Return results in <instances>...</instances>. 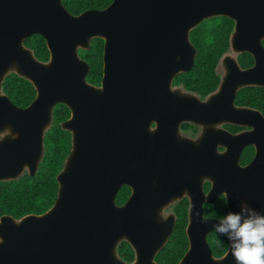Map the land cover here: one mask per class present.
Segmentation results:
<instances>
[{"label": "water", "instance_id": "1", "mask_svg": "<svg viewBox=\"0 0 264 264\" xmlns=\"http://www.w3.org/2000/svg\"><path fill=\"white\" fill-rule=\"evenodd\" d=\"M61 1L0 0V181L36 174L57 104L70 111L60 127L71 136L52 206L0 217V264H159L154 257L175 223L163 211L182 197L188 248L177 264H234L230 252L212 255L207 235L216 219L202 215V204L224 195L227 210L245 201L264 213V116L234 105L240 88L264 87V0H112L78 15ZM218 16L234 23L230 53L219 61L216 90L202 99L172 82L193 65L190 31ZM32 34L44 38L46 61L24 46ZM94 38L104 42L97 86L78 55ZM240 53L252 56L251 67L239 66ZM10 73L35 90L26 107L2 92ZM182 123L199 127V136H182ZM225 123L251 130L231 134L219 128ZM249 144L255 155L242 167ZM122 186L131 193L116 205ZM121 241L131 262L117 254Z\"/></svg>", "mask_w": 264, "mask_h": 264}, {"label": "trees", "instance_id": "2", "mask_svg": "<svg viewBox=\"0 0 264 264\" xmlns=\"http://www.w3.org/2000/svg\"><path fill=\"white\" fill-rule=\"evenodd\" d=\"M63 7L72 15L83 11L107 7L112 0H62ZM233 21L224 16L212 17L202 21L189 33V40L196 49L191 69L180 73L173 79V86L193 92L199 97H205L214 91L219 82L215 67L220 57L228 51L229 37L233 30ZM24 46L32 50L40 61H46L49 52L45 40L39 34H32L24 40ZM104 42L100 38L90 41L89 48L79 49L78 55L88 65L86 80L93 85H99L102 77V54ZM264 46V45H263ZM237 61L242 68L252 65V57L248 53H241ZM2 92L17 107H26L35 97V90L25 79L10 73L2 82ZM235 103L258 109L264 114V88L246 87L237 93ZM69 109L63 104H57L52 112V124L43 139L44 153L34 176L26 172L16 180L0 181V217L8 215L19 219L27 214L39 215L48 210L57 193L56 175L68 155L71 147L70 133L62 130L60 123L68 119ZM183 130H195L190 124L181 125ZM232 128V127H229ZM250 147L243 150L240 162L245 163L251 156ZM205 189L208 184H205ZM130 195V189L122 186L116 194L115 204H123ZM188 202L183 199L172 208L175 215V225L166 244L155 256L160 264H177L185 254L188 242L185 234L187 224ZM203 216L217 218L218 214L227 211L225 200L218 197L210 204H204ZM215 231L207 235V243L215 258L221 257L226 249L217 243ZM118 256L125 262H131L134 254L129 244L121 241L117 247Z\"/></svg>", "mask_w": 264, "mask_h": 264}, {"label": "clouds", "instance_id": "3", "mask_svg": "<svg viewBox=\"0 0 264 264\" xmlns=\"http://www.w3.org/2000/svg\"><path fill=\"white\" fill-rule=\"evenodd\" d=\"M213 228L234 264H264V213L242 201L238 210L218 214Z\"/></svg>", "mask_w": 264, "mask_h": 264}, {"label": "flooded vegetation", "instance_id": "4", "mask_svg": "<svg viewBox=\"0 0 264 264\" xmlns=\"http://www.w3.org/2000/svg\"><path fill=\"white\" fill-rule=\"evenodd\" d=\"M261 45H262V48L264 49V39H262L261 40ZM230 50H229V48H228V51L226 52V53H224L223 55H225V54H228V53H230L229 52ZM241 54V53H240ZM222 55V56H223ZM250 55V54H249ZM221 56V57H222ZM238 56V55H237ZM237 56H236V60H237ZM251 56V55H250ZM221 57H220V59H221ZM252 57V56H251ZM220 59H219V61H220ZM219 61H218V63H217V65H216V67H215V73L219 76V82H220V77H221V72H222V66L220 65V63H219ZM252 61H253V58H252ZM237 63H238V61H237ZM239 64V63H238ZM252 65H253V63H252ZM251 65V66H252ZM240 66V65H239ZM251 66H249V67H251ZM241 67V66H240ZM249 67H246V68H249ZM242 68V67H241ZM246 68H242V69H246ZM219 69L221 70V72L219 73L218 71H219ZM218 70V71H217ZM219 82H218V84H219ZM173 85V84H172ZM218 86V85H217ZM247 87H254V88H264V87H256V86H247ZM217 88V87H216ZM243 88H246V87H242V88H240L239 90H241V89H243ZM216 90V89H215ZM214 90V91H215ZM239 90L237 91V93L239 92ZM213 92V91H212ZM211 92V93H212ZM237 93H236V96H237ZM210 94V93H209ZM207 96V95H206ZM205 96V97H206ZM205 97H202V99H204ZM201 98V97H200ZM235 99H236V97H235ZM234 105H236V106H239V107H248V108H252V109H255V110H257L258 112H260L258 109H256V108H253V107H250V106H246V105H238V104H236L235 103V100H234ZM263 116H264V114L262 113V112H260ZM182 124H184V123H182ZM182 124H180V126H179V132H180V134L182 135V136H184L185 138H189V139H195V138H197L198 136H199V134H200V128L199 127H196V126H194V125H192V124H190V123H187V124H190V125H192L193 127H195V130H191V129H188V130H183L182 128H181V125ZM152 127H153V125H152ZM229 127H232V128H229ZM219 128H221V129H223V130H226V131H228L229 133H231V134H238V133H243V132H247V131H250L251 130V128L250 127H248V126H244V125H233V124H228V123H225V124H222V125H220L219 126ZM247 147H250V149H251V151H252V154H251V156H250V158L245 162V163H241L240 162V157H241V154H242V152H243V150L245 149V148H247ZM225 150V147H223V146H221V145H218L217 146V151L219 152V153H222L223 151ZM254 155H255V146L253 145V144H249V145H245L242 149H241V151H240V153H239V157H238V164L240 165V166H242V167H244V166H246V165H248L251 161H252V159L254 158ZM205 184H208V188L207 189H205L204 188V186H205ZM210 182L209 181H207V180H205V181H203V183H202V190H203V192L204 193H207L208 191H209V189H210ZM130 189V188H129ZM119 191V190H118ZM130 193H131V190H130ZM220 196H222L223 198H224V200H225V197H224V195H219L218 197H220ZM218 197H216V199L218 198ZM128 199V198H127ZM183 199H186L187 200V202H188V199L186 198V197H182L180 200H178V201H176V202H174L172 205H170L169 207H167V208H165L164 209V211H163V215L164 216H166L167 214H172L173 216H174V218H175V215H174V213H173V211H172V208L174 207V205L176 204V203H178L179 201H181V200H183ZM215 199V200H216ZM225 203H226V200H225ZM204 204H207V203H203L202 204V208H203V205ZM122 205V204H121ZM188 205H189V203H188ZM226 207H227V205H226ZM228 211V210H227ZM187 212H188V208H187ZM202 215H203V211H202ZM206 218H208V217H206ZM174 225H175V223H174ZM186 227V226H185ZM174 228V227H173ZM173 231V230H172ZM186 234V233H185ZM188 242V241H187ZM188 248V247H187ZM159 252V251H158ZM156 256V255H155ZM155 258V257H154ZM154 261H155V259H154ZM156 262V261H155ZM158 263V262H157ZM160 264V263H159Z\"/></svg>", "mask_w": 264, "mask_h": 264}, {"label": "rangeland", "instance_id": "5", "mask_svg": "<svg viewBox=\"0 0 264 264\" xmlns=\"http://www.w3.org/2000/svg\"><path fill=\"white\" fill-rule=\"evenodd\" d=\"M218 71V70H217ZM219 73L221 72V70L219 69V71H218Z\"/></svg>", "mask_w": 264, "mask_h": 264}]
</instances>
